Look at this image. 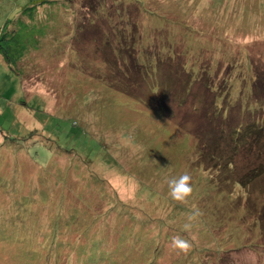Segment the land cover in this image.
<instances>
[{
	"label": "rangeland",
	"instance_id": "374dc122",
	"mask_svg": "<svg viewBox=\"0 0 264 264\" xmlns=\"http://www.w3.org/2000/svg\"><path fill=\"white\" fill-rule=\"evenodd\" d=\"M41 1L0 0V28L8 20L19 18L23 8ZM46 1L39 8L40 24L35 26L33 20L28 29L23 19L15 26L13 62L24 53L18 74L0 55V112L4 111L0 115V264L38 262L41 257L29 259L21 249L23 238L15 237L27 235L23 244L31 247L30 253L50 249V215L70 216L62 200L80 204L81 210L76 214L78 226L69 228L62 238L63 246L57 250L62 256L60 264H91L96 241H100L99 252L94 254L108 257L115 264H264V222L258 225L251 219L254 207L264 209L262 132L255 139H262V143L254 146H250L247 136L242 137L240 146L244 145L242 153L248 155V161L242 162L239 170L234 166L222 168L223 164L217 162L224 174L221 192H226V197L216 198L219 204L207 199L217 194L207 185V173L199 179L204 183L202 190L197 186L189 197L188 202L199 207L198 217L207 219L213 209H219L215 222L190 221L189 216V221L183 219L182 208L174 205V219H167V232L162 227L159 230L158 223L147 216L138 232L140 242L135 243L138 240L132 241L128 234L137 222L129 214H102L117 195L126 204L137 208L140 204L152 217H159L161 205L155 206L145 197L160 198L162 193L153 196L154 189L169 192L168 180L180 172L190 171L194 181L201 175L193 162L184 161L199 153L189 133L197 130L206 139L216 126L205 114L206 103L212 104L211 96L205 93L231 92L228 102L221 106L229 109L226 118L232 125H248L254 117L264 118V0H130L121 15L112 8V2L101 6V0H83L79 16L82 14L87 28L80 30L71 27L62 1ZM69 13L74 14L71 9ZM93 21L101 26H91ZM125 28L128 36L139 35L147 41L146 54L151 57L159 55L168 38L189 45L192 56L180 51V58L169 64L168 72L163 70L161 76L151 68L139 77L143 84L138 83L135 92L129 93L128 78H116L117 66L125 56L115 52V31ZM101 32L113 41H104ZM8 41L10 44V37ZM194 63L204 65L200 77L190 73ZM215 74L220 75L217 79H221V86L212 83ZM178 93H193V97L187 96L186 102H180L182 107L177 108ZM215 102L220 104L216 99ZM224 132L226 136V127ZM225 141L228 149L227 138ZM81 154L91 161L94 157L114 165L106 166L100 161L96 164L94 160L79 173L75 171L76 164L70 170L72 160ZM257 161L261 163L255 167L258 178L253 181L247 176L252 166L246 165ZM62 170H70L65 180L68 185L65 187L64 181L59 185L68 192L64 197L58 185L54 186L64 179L59 176ZM236 173L239 174L233 176ZM92 175L102 180L100 188L94 186ZM48 182L47 191L42 184ZM140 192L145 195L141 201ZM185 224L191 226L185 229ZM8 234L15 239L8 238ZM177 236L190 242L187 251L174 247L173 238ZM134 245V249L148 253L144 263L135 255L128 259V249ZM100 262L111 264L110 260Z\"/></svg>",
	"mask_w": 264,
	"mask_h": 264
},
{
	"label": "trees",
	"instance_id": "16d2710c",
	"mask_svg": "<svg viewBox=\"0 0 264 264\" xmlns=\"http://www.w3.org/2000/svg\"><path fill=\"white\" fill-rule=\"evenodd\" d=\"M61 1L63 2V7L68 11L67 19L72 21V22L69 21L71 27L74 30L75 29L80 30L81 28H84V29L87 28L83 25L82 14H80L81 17L79 16L80 10L82 11L81 5H82L83 0H77V1L60 0V2ZM101 1H102L101 6L103 5V2H107L109 4L112 2V8L117 12L118 15H121L127 11L128 5H129L128 1H130V0H101ZM47 2L48 1L43 0L41 2L32 4L30 7L23 8L21 11V14L19 15V18H17L16 20H8L7 23L5 24V26L3 28H0V55H1V59L3 62H5L9 65L10 70H12L14 73L18 72L17 71L18 63H20L22 61V59L24 58V53L21 52L22 54L17 58L16 63L13 62V58L16 57V55L12 51L14 49V44H12V38L15 37V35H16L15 32H17L16 31L17 28L15 27L17 24V21L19 22V21L25 19L26 21H24V22H25V24H27L28 29L31 25L34 24L33 20L36 21V23L34 25L37 26V23L40 22V19L38 16V15H40L39 14V8L46 5ZM137 8H138L139 12H142L138 6H137ZM69 9H71L73 11V13H74L73 15L69 13ZM33 14L36 17H32ZM122 16H124V15H122ZM27 17H29V18H27ZM73 18H75L74 21H73ZM161 22H163V21H161ZM90 23H92L91 26H93V25L94 26H97V25L101 26V25H99L98 21H93ZM164 24H166L168 26L173 25V24H167V23H164ZM91 29H93V28H91ZM100 30H102V29L100 28ZM43 32L45 33V30H43ZM98 32H100V31H98ZM39 33H41V32H39ZM103 33H102V38L104 39V41H106L108 43L107 39L108 38L111 39V37H108L107 35H105V33L104 34ZM36 36H38V34ZM9 37H10V41H11L10 44H8L9 43V41H8ZM129 38H131V42L130 41L128 42ZM115 39L116 40H114V45H115V49H116L115 50L116 54H118V56H120V54H123L125 56L124 59L122 60L123 62H120L117 67L119 69H122V71H124L126 73V75H124L117 68L118 73L116 74V78L119 79V81H122L124 77L128 78L127 84H128V92L129 93L131 91L133 93L135 92L134 87H136V85L138 83L143 84V81L139 77H141V76L144 77V74H146L151 68L152 69L154 68L155 70H157L156 74H158L160 72V76H161V72L163 70L168 72V70H169L168 65L171 64L174 60L177 61L180 58L179 55L181 53L182 54H184L185 52L187 54L190 53L189 56L190 57L192 56V52L190 50L191 47L189 45H187L186 43H181L179 39L174 40L172 38H168L166 40V42L163 44V47L161 48L162 51L159 52V55L158 56H152V57L146 54L147 41H145L143 39V37L139 36V35H138V37H135L134 35L128 36V28H125V30L115 31ZM182 39H185V37H182ZM111 40L113 41V39H111ZM104 41L102 40V42H104ZM112 41H111V45H112ZM197 45L199 46V44H197ZM201 47H202V45H201ZM194 49H195V47H194V42H193V49L192 50H194ZM180 51H181V53H179ZM159 64H161V65L158 66ZM217 64L223 65L221 62H217ZM183 66L184 65H181L182 68H183ZM228 66H229V70H231L230 69L231 65H228ZM23 68L25 69L24 66H23ZM203 71H204V65L202 63L200 65H197L194 63V66L192 64V66L190 67V73L195 77H200L201 73H203ZM24 73L25 72H23V74ZM177 73L179 74L178 71H177ZM111 74H113L112 69H111ZM217 76H220V75L219 74H215L214 76L212 75V79H213L212 83L213 84L219 83L218 85L221 86V83H220L221 79L220 78L217 79ZM158 77H159V75H158ZM225 80H226V78H225ZM225 80L222 82L223 84L226 83L227 80L226 81ZM177 85H179V84H177ZM220 88L222 89V87H220ZM226 89L227 88L224 87L225 91H226ZM197 91L198 90H193V93H197ZM226 92L227 93H205V94H207L208 98L210 95L211 99H212V104H210V105L205 102L206 103L205 109L207 110V112H205V114H207L208 117L210 119H212V121L216 124V126H215V129H214L212 136H205L206 139L204 138V135H202L197 130L193 134H192V132L189 133L188 137H190V139L194 141V146L196 147V144L199 146L198 147L199 153L196 154L193 159L190 158L191 160L184 161L187 163L193 162V164L195 166H197L198 169L201 170V175L197 176L195 178V181L193 180V178H194L193 174L190 171H185L188 174H190V176L192 177L191 183L193 186V190L197 186L200 187L198 189L199 191L202 190L204 183H203V181H201L199 179L203 176L204 173H207L209 179H208V184L207 183L206 184L212 190H217L216 196H210L207 199H212L213 202H217V203H218V201H216V200L219 198L218 196H220V198L226 197L225 196L226 192H221V188H222L221 185H223L225 183L223 180L224 174H221V172H220L221 168L217 167V162L219 161L223 164L222 168H225L226 166H228V167L234 166V167H236L237 170H239L240 167L242 166L241 163L248 161L247 160L248 155H243V153H242L243 149H244V145L240 146L243 143L242 137L247 136L248 140H249L248 141L249 144L252 143L254 146L259 141L262 143V139L259 141L255 140L256 138H258V135L260 134V132H262V134H261L262 136L264 134V132H263L264 131V124L262 121L264 118H262L261 120H258V119L256 120V117H254L253 122L249 123L248 125H244L245 123L243 124V122H240L236 125H232L230 123V120L227 119L229 117V115H228L229 109H226L224 107V105L221 106L225 101L228 102V94L231 92H229V90ZM193 93H178V94H180V98L179 97H176V98L178 100L179 99L180 100H179V105L177 108L182 107L180 102L181 101L186 102L187 96L189 98L193 97ZM215 99L217 101H220L219 105L216 104ZM164 111H166L170 115H172V112H170L169 109H166ZM193 111L197 112V110H193ZM3 112H0V115H3ZM181 127L184 128L183 125H181ZM224 127H226L228 129V133L226 136H225L226 133L224 132ZM220 129H222L223 133L222 132L219 133ZM226 138L229 142V148L228 149L225 146ZM250 146H251V144H250ZM238 152H240L241 154L238 155L237 154ZM195 158H198V159L195 160ZM74 159H76V160L74 161ZM74 159L72 160L73 163L70 164L69 169L71 170V168H73L71 166L73 164H76L77 167H76L75 171H77V172L79 170L81 171L82 167H87V166L91 165L92 163H94V160H95L94 157L92 158L93 161L89 160L88 157L85 156V154L77 155ZM251 160H253V159L251 158ZM99 161H100V163H103V165H106V166L111 167L114 165L112 163H107V162H104L102 160H99L98 158L95 160V163L97 164ZM258 161H259V159H258ZM258 161L256 163L254 162L255 166H254V163L246 165L247 167L252 166L251 167L252 168L251 174H249L247 176H250V178L253 181L258 178L256 176L258 173V170L255 169V167H258V164L261 163V162L258 163ZM206 167H208L209 169L205 170ZM69 171L62 170L59 173V176L63 177L64 179H61V180H59V182L54 183L55 187L57 184L58 188H60L59 185L63 184L62 183L63 181H64L65 187H66V185H68L67 183L65 184V180L68 176ZM185 172H180L179 174H177L176 176H174L172 178H178L181 174H183ZM237 174H239V173H236L233 176H237ZM162 177L167 178V175H162ZM218 177H220L219 181H218ZM92 179L94 180L93 181L94 186L95 185L99 186V188L102 186V184H103L102 180L98 176L92 175ZM216 181H217V183H216ZM42 185L46 186L44 188H46L47 191L49 190L50 187L47 186V185H49V182H48V184H42ZM40 192H42V191H40ZM60 192H61V197H64V194H65V192H67V190L60 188ZM99 192H101V190H99ZM218 192H221V193L218 194ZM159 193H162L160 198H156L155 200H152L148 197H145V199L152 202L153 205H155V206L157 204L161 205V215L160 216H164L165 219L160 218V216L154 218L151 216V213H147L148 211H145L143 207H140V204L138 205V208L133 207L130 205V203L126 204L125 202L121 201L117 195H114V197H115V199L113 201L114 203L110 204V207H108L104 212H102V214L104 217L112 215V214H117L118 216H124V215L129 214L137 223H135V224L133 223L132 229L129 230L130 233L128 235L131 234L129 236L131 238V240L133 241L134 239H137L138 241L135 243H138V242H140V239H141L140 238L141 235H139L138 232L141 229L140 226L143 227L144 220L147 218V216H150L151 218L154 219V222L158 223V229L159 230H161V227H162L163 229L165 228V232H167L169 230V226H170V224H168L167 219L169 221H170V218H171V220L174 219V218H172L173 216L171 215L172 208L174 205H178L182 208L181 211H182L183 216H184L183 219H186V220H188L186 217L190 216L194 211L195 203L191 202V204H190L188 202L189 198H188L187 202L181 203V202L173 200L171 198V196L169 195L168 191H166L164 193V192L157 191V189L156 190L154 189L153 196L156 197V195L157 194L159 195ZM105 196H106V194H105ZM142 196H145V195H143V194L141 195V192H140L138 195L139 201L142 200ZM202 196L203 195H201V197ZM101 198H104V196H101ZM73 203L70 201L66 202L65 200H62V207L66 208L68 213H70V216L60 215V216L54 217V216L50 215V218L47 221V223L49 222V224H50L49 225L50 228H48V229L51 230L50 233H48V239H47V243L50 242L49 243L50 249H47V247H46L44 249V251H42L40 253H37L36 251H34L33 253H30L31 247L23 244V241L27 235H25V236L17 235L15 237L17 240L19 239V237L23 238V239H21V243H22L21 249H22L24 254L30 256L29 259H36L38 257H41L40 259H38V262H35L33 260V262H31L30 264H35V263H37V264H60L61 263V260H62L61 257L62 256H61L60 252L57 250L59 248V245L63 246L64 240L62 238H65V235L68 232L69 228L72 229L73 226H76L77 221H78L77 220L78 218H76L77 210H79V209L81 210L80 204L75 205V202H73ZM253 203H255L254 199H253ZM253 203H250L251 207L254 206ZM164 207H166L167 209L163 210ZM195 209L199 210V207H195ZM217 210H219V209H213L212 214H210V216H208L207 219L204 217L202 218L201 216L196 217V219H199V221H200V219H202L205 223L210 224L212 221H214L215 218L218 217L217 216L218 212H216ZM223 210H225V209H223ZM258 210H259L258 207H254V212H253V216L251 219H252V221L255 222V224L258 223V225H260L259 223L264 222V209L261 208L259 211ZM102 214L98 215L99 219H101L100 217L102 216ZM63 217H70V218L65 219ZM261 218L263 220H261ZM257 219H259V220H257ZM161 222L163 225L161 224ZM179 222H181V221H179ZM77 226H78V224H77ZM29 228H30V224H29L28 230H29ZM28 230H27V233H28ZM136 230H137V233L134 234V232ZM7 236H8V238L15 239L10 234H8ZM207 238H208V236H207ZM1 240H4V237H1ZM123 240H124V238H122L120 240V242H122ZM99 245H100V241L93 242V248H92V251L90 254L91 264H101L100 261H104V260H107V261L110 260L111 264H115L116 262L114 260L108 259V257H106L107 259H103L102 256H97L99 254H94L96 252H99L98 251ZM136 245H134V247L131 248L132 250L128 249V259H130L131 257H133L135 255V256L140 257L139 262L142 261V263H144V260L146 258H148L149 255L145 250H139L138 251V250L134 249V248H136ZM62 246H61V248H62ZM107 254H105V255L107 256ZM123 260H124V258L120 259L119 262L122 263ZM128 262H130V261L128 260ZM79 264H80V262H79ZM85 264H88V263L85 262Z\"/></svg>",
	"mask_w": 264,
	"mask_h": 264
},
{
	"label": "clouds",
	"instance_id": "9594fccd",
	"mask_svg": "<svg viewBox=\"0 0 264 264\" xmlns=\"http://www.w3.org/2000/svg\"><path fill=\"white\" fill-rule=\"evenodd\" d=\"M192 177L187 172L181 174L178 178H170L168 180L169 195L175 201L185 203L193 192V186L191 183ZM201 213L198 209H195L189 216V220H195ZM191 225L185 224L184 228L188 229ZM174 247L182 251H187L191 244L187 239L177 236L173 238Z\"/></svg>",
	"mask_w": 264,
	"mask_h": 264
}]
</instances>
